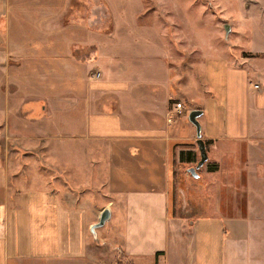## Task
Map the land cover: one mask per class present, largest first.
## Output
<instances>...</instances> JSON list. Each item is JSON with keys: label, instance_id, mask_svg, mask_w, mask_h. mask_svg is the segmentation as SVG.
I'll return each instance as SVG.
<instances>
[{"label": "crops", "instance_id": "0c3cea01", "mask_svg": "<svg viewBox=\"0 0 264 264\" xmlns=\"http://www.w3.org/2000/svg\"><path fill=\"white\" fill-rule=\"evenodd\" d=\"M143 11L0 0V264H264V30L181 66Z\"/></svg>", "mask_w": 264, "mask_h": 264}, {"label": "rangeland", "instance_id": "374dc122", "mask_svg": "<svg viewBox=\"0 0 264 264\" xmlns=\"http://www.w3.org/2000/svg\"><path fill=\"white\" fill-rule=\"evenodd\" d=\"M254 1L256 0H142L144 11L139 22L168 28L167 41L174 42L175 49L181 52L178 54L181 66H186L193 56H199L203 52L201 48L206 45L213 49L215 56L223 54L234 62L243 59L250 54L249 50L255 48L249 35L248 20L253 27L264 30V0L250 16V12L254 10ZM248 15L250 19L246 18ZM125 20L127 21L126 18ZM226 25L230 29L228 35L224 30ZM257 43L261 46V39ZM197 59L199 62L200 58ZM196 165L197 163L194 167ZM187 170H183V173H187ZM198 171L203 173L201 169ZM187 175L191 177L190 174ZM210 191L209 189L207 192ZM102 227L105 229L108 224L98 228Z\"/></svg>", "mask_w": 264, "mask_h": 264}, {"label": "water", "instance_id": "95a60500", "mask_svg": "<svg viewBox=\"0 0 264 264\" xmlns=\"http://www.w3.org/2000/svg\"><path fill=\"white\" fill-rule=\"evenodd\" d=\"M224 30H225V34L228 35L229 30H230L229 26L226 25L224 27ZM201 114H202L201 111H192L189 115V118H188L189 122L194 126L195 131H196V138H197L196 145H197L198 152H199V161L197 162V165L194 168H191L188 170V173L192 177H194L195 179L198 178L196 171H198L200 168H202L208 159L205 144H204L203 140L201 139V127H200L199 122L197 121V118ZM108 218H109V211L104 210L100 215L98 223L91 228V231L94 232L95 229L103 226L105 221Z\"/></svg>", "mask_w": 264, "mask_h": 264}, {"label": "trees", "instance_id": "16d2710c", "mask_svg": "<svg viewBox=\"0 0 264 264\" xmlns=\"http://www.w3.org/2000/svg\"><path fill=\"white\" fill-rule=\"evenodd\" d=\"M207 143H205V147H206ZM192 154L191 153H180V162H189L190 156ZM188 157V159L185 161V159ZM210 171L215 170L214 168H209Z\"/></svg>", "mask_w": 264, "mask_h": 264}, {"label": "built area", "instance_id": "2783aa9c", "mask_svg": "<svg viewBox=\"0 0 264 264\" xmlns=\"http://www.w3.org/2000/svg\"><path fill=\"white\" fill-rule=\"evenodd\" d=\"M92 77H93L94 79H98V78L100 77V75H99V73H93V74H92ZM255 88H257V86H255ZM181 107H182L181 104H176L175 109H176V110H180Z\"/></svg>", "mask_w": 264, "mask_h": 264}]
</instances>
